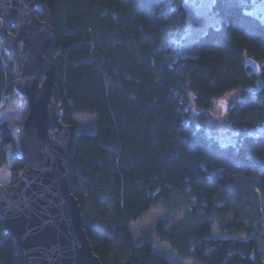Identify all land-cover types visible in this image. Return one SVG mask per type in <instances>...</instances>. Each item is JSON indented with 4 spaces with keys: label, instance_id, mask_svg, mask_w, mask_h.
<instances>
[{
    "label": "trees",
    "instance_id": "1",
    "mask_svg": "<svg viewBox=\"0 0 264 264\" xmlns=\"http://www.w3.org/2000/svg\"><path fill=\"white\" fill-rule=\"evenodd\" d=\"M45 1L57 32L62 121L75 125L78 113L96 115L95 131L75 137L73 193L103 264H178L149 235L136 238L135 221L159 203L167 211L152 231L180 260L263 264L256 238L211 235L221 188L254 177L264 183V129L246 131L264 127V18L252 11L259 0H214L227 21L192 42L195 55L173 61L163 43L186 33L185 0ZM17 74L2 45L0 112L3 101L18 96ZM236 88L228 118L238 137L223 143L191 119L185 102L193 95L209 117L214 99ZM17 148L0 122V169L9 164L11 184L26 164ZM234 224L235 233L252 232L244 220ZM0 264H23L1 230Z\"/></svg>",
    "mask_w": 264,
    "mask_h": 264
},
{
    "label": "water",
    "instance_id": "2",
    "mask_svg": "<svg viewBox=\"0 0 264 264\" xmlns=\"http://www.w3.org/2000/svg\"><path fill=\"white\" fill-rule=\"evenodd\" d=\"M48 9L45 0H0V39L16 61L14 86L29 106L19 130L26 164L16 183L0 185V230L23 264H103L73 193L78 129L62 121L57 32ZM246 62L260 71L257 60Z\"/></svg>",
    "mask_w": 264,
    "mask_h": 264
},
{
    "label": "rangeland",
    "instance_id": "3",
    "mask_svg": "<svg viewBox=\"0 0 264 264\" xmlns=\"http://www.w3.org/2000/svg\"><path fill=\"white\" fill-rule=\"evenodd\" d=\"M214 0H185L187 9V29L183 38L172 39L163 43L169 58L173 61L178 56H193L195 55L192 49V42L210 26H220L227 18L218 15L213 7ZM253 12L261 14L264 18V0H259L255 3ZM2 41L0 47L2 46ZM18 70V69H17ZM19 73V72H18ZM240 89L236 88L225 95L219 96L214 99L213 106L210 107L209 117L202 116V110L197 105L195 98L191 95L190 99L185 102L186 108L189 110L191 119L199 126H203L210 131L212 135L221 140L223 143L233 142L238 137V130L232 128L229 122V108L238 99ZM5 107L0 112V122H5L11 128L17 149H20V133L19 130L23 125V121L29 111L28 100L25 96L18 93V96L7 98L3 101ZM76 126L79 132L95 131L96 128V115L81 114L75 115ZM264 127L246 130L249 133H258ZM13 154H10V159ZM11 171L9 164L4 165L0 169V185L11 184ZM216 200L219 206L217 207L218 216H214L212 236L215 238H229V237H254L257 239L259 248L264 253V183L261 179L254 177L247 178L244 181H236L221 188L216 195ZM230 201L227 202V201ZM232 206V207H231ZM166 207L159 203L155 208H152L147 216L138 219L134 223L136 230V238L142 236H150L155 241V248L165 254H169L171 258L178 264H202L194 259L180 260L175 253L171 250L168 243L161 242L156 234L152 231L153 226L164 217L166 214ZM184 210L180 211L171 220L172 222L181 220L183 218ZM237 216V217H236ZM237 220H244L249 224L252 232L235 233V222ZM152 232V233H149ZM264 264V263H263Z\"/></svg>",
    "mask_w": 264,
    "mask_h": 264
}]
</instances>
